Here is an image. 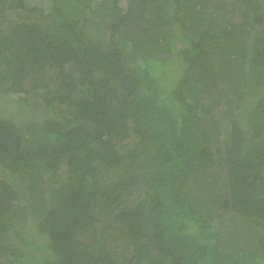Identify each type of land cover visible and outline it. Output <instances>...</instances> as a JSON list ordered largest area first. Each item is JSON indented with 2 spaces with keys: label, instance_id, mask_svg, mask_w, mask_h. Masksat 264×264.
<instances>
[{
  "label": "trees",
  "instance_id": "1",
  "mask_svg": "<svg viewBox=\"0 0 264 264\" xmlns=\"http://www.w3.org/2000/svg\"><path fill=\"white\" fill-rule=\"evenodd\" d=\"M27 1L0 0V264H264V0L220 29L212 0Z\"/></svg>",
  "mask_w": 264,
  "mask_h": 264
},
{
  "label": "rangeland",
  "instance_id": "2",
  "mask_svg": "<svg viewBox=\"0 0 264 264\" xmlns=\"http://www.w3.org/2000/svg\"><path fill=\"white\" fill-rule=\"evenodd\" d=\"M212 1H213V3L210 5L211 8H217L220 4H225L226 5V8L225 9H220L216 13L217 14L216 15L217 16V19L219 18L216 21V24H215L216 29L222 28L221 26H223L224 24H227L226 22H228V21L224 22L222 20V18H221V15H223V11L225 13H227V15L230 17L229 22H231V21H237V20L238 21H242L244 19V15H243V13L241 11V8H243V7H241L242 5L239 4V3H237L236 0H222V1L221 0H219V1L218 0H212ZM27 2L29 4H37V5L42 6V8H44L46 12L49 11V10H51V7L53 5V1L52 0H28ZM62 2L63 1L60 0L59 1V5H61ZM233 7L237 8L236 13H234V14H232V12L229 11V9H233ZM226 10H228V11H226ZM26 11L27 10H24V11L22 10L21 13L26 14V15H24V14L23 15L26 16V18H27L28 17L27 14H29L30 12H26ZM21 13H20V11L18 9H16V11H14V8H11L10 10L7 11V16H8V18H12L14 16L15 17L16 16L18 17V15L21 14ZM18 18L21 19L20 17H18ZM21 20H23V18ZM26 20H28V19H26ZM3 21L6 22L7 19H4ZM163 29L164 30L166 29V30L169 31V29H173V24H169L168 26H164ZM166 30L164 32H166ZM92 32H93V30L90 33H92ZM225 40H226L225 36L222 35L218 41L216 40V45L218 46V44H222V42L224 43ZM182 46H183V44L181 42L178 43V48L177 49L179 50L180 48H182ZM164 53L166 54V53H169V52L165 51ZM158 55L161 56L160 54H158ZM170 55H171L170 56V60H169V62L167 64V75H165L164 73H160L159 70H161V67L159 65H158V68L155 67V65H157L159 63V61H158V58L159 57H154V59H153L154 60L153 61L154 68L156 69L157 73H159V75L161 76L162 80L165 81L167 84L168 83L169 84L172 83L173 76H175L177 78L181 74V69L179 68L180 65L182 64V62H181V56L179 55V53H175V52L174 53H171ZM215 58L218 59L219 56H216ZM172 74H173V76H172ZM100 78H101V76L98 75L97 76V79L99 81H100ZM217 78H218V80L221 83V88H223L225 86L228 88V85H229L228 82H229V80H226L220 74L217 75ZM100 85H101V83H97V82L92 83V85H87V86H83L82 85L75 92V96L74 97L75 98H78L79 96H82L84 94H90L91 92H93ZM101 87H103V86H101ZM40 92H42V91H40ZM229 92H230V96H233V97L235 96V93L232 91V89ZM210 102H211V98H209L207 100L208 106H209ZM37 107H39V106H36V107H33V106L32 107L31 106H24V112L25 113H28V112L31 111V113H33V112L36 113L35 110H36ZM12 109H14V108H12ZM216 110H218V107H216V109L214 110V112H216ZM2 111H4V109L0 107V113H3ZM4 112L6 113V111H4ZM216 117L219 118V115L217 114ZM220 124L222 126V132H221V134H219L220 140H219V142L215 143V146L213 147L214 149H216V147L218 146L219 143L221 145H224L225 144V139L227 137V133H228V130H229V125H226L227 124L226 119L225 120H221V123ZM218 160H219L218 155H216V168L219 167L218 166ZM114 170H115L114 172L113 171L112 172H110V171H104L103 172V176L105 177V179L107 178V179H109L111 181L112 180L113 181L117 180L118 177H117V175L115 173V172H117V170H116V168ZM218 172H219V175H220V180L222 181V178H223L222 177V173H221V171L219 169H218ZM189 185L192 186L193 195H200V191H198L199 190L198 189V185H195L194 183H189ZM202 195H204V193ZM230 217L231 216L225 215L224 218H223V220L221 222L220 221L218 222V225H221L220 227H221L222 231H225L228 227H231L230 229L233 228L232 227L233 225L230 224L231 223ZM247 223H248V221H247ZM254 224H256V222ZM98 227H100V224H98ZM259 227H260V225H259ZM259 227L257 228L258 230H260ZM245 231L246 230L245 229H242V228H241V231L240 230H237V232H239V233H241V232L244 233ZM106 242H108V246L112 250V255L115 258L119 259L122 256L123 251H124V243H123V241L121 239H117L116 236H111V237H109V239H106ZM129 251H130V248H128V251L127 252H129ZM129 254H131V253H129Z\"/></svg>",
  "mask_w": 264,
  "mask_h": 264
}]
</instances>
